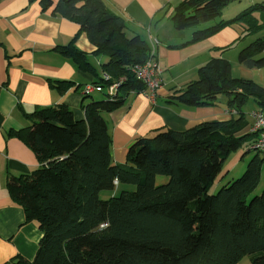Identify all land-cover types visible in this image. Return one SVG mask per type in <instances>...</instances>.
Instances as JSON below:
<instances>
[{
    "label": "trees",
    "instance_id": "obj_1",
    "mask_svg": "<svg viewBox=\"0 0 264 264\" xmlns=\"http://www.w3.org/2000/svg\"><path fill=\"white\" fill-rule=\"evenodd\" d=\"M37 1L53 17L76 22L96 47L93 54L107 57L98 75L86 53L72 44L64 51L106 91L102 99L82 102L83 119H75L66 104L41 107L29 114L28 126L14 132L40 164L28 174L10 175L6 188L42 236L32 260L18 255L12 263L236 264L249 256L252 264H264V188L247 199L258 184L264 158L254 152L239 177L208 193L224 159L254 135L239 134L247 125L241 108L253 98L264 111V86L233 77L227 59L210 58L198 68L197 78L173 90L166 102L214 105L224 94L237 116L185 130H155L128 147L125 164L114 165L103 114L124 105L130 94L147 91L134 67L148 59L149 45L139 34L128 36L124 18L102 0ZM232 1L179 0L170 20L176 30L197 26L190 42L234 23L244 24L247 35L264 29L263 4L230 19L218 18ZM236 60L246 68L264 67V36L241 47ZM113 83L117 89L108 94ZM87 96L83 94V100ZM157 176L167 180L157 184ZM126 184L135 189L100 197L101 191Z\"/></svg>",
    "mask_w": 264,
    "mask_h": 264
},
{
    "label": "crops",
    "instance_id": "obj_2",
    "mask_svg": "<svg viewBox=\"0 0 264 264\" xmlns=\"http://www.w3.org/2000/svg\"><path fill=\"white\" fill-rule=\"evenodd\" d=\"M102 1L124 18L128 36L139 34L147 41L161 68L163 83L154 95L147 91L132 93L124 105L103 114L111 135L112 164H125L128 147L155 130H185L203 121H225L237 116L235 108L227 106L224 94L217 97L214 105L189 107L166 102L173 90L196 79L198 68L210 58L229 59L232 76L249 77L264 85V67L245 70L235 55L229 56L228 49L218 50L233 41V47L239 50L247 36L244 24L234 23L205 39L190 42L197 26L176 30L170 20L179 0ZM71 44L86 53L97 74L102 75L100 64L107 57L93 54L96 47L85 32L79 31L76 22L53 17L50 9L42 11L37 0H0V264H13L12 259L18 255L32 260L42 236L34 221L25 220L23 209L6 188L10 175L28 174L40 164L14 132L30 124L29 114L37 108L66 104L79 120L84 118L82 102L105 97V89L95 90L83 100L81 90L95 76L65 55ZM250 70L257 71L250 74ZM258 70L260 75L256 76ZM245 120L247 125L240 135L248 132L252 117ZM253 140L251 135L244 141L248 151ZM236 264H250V257L243 256Z\"/></svg>",
    "mask_w": 264,
    "mask_h": 264
},
{
    "label": "rangeland",
    "instance_id": "obj_3",
    "mask_svg": "<svg viewBox=\"0 0 264 264\" xmlns=\"http://www.w3.org/2000/svg\"><path fill=\"white\" fill-rule=\"evenodd\" d=\"M255 4H263L264 5V0H236V1L229 2L222 9V13H221L220 17H218V18L226 19L228 16H230V17L236 16V15L240 14L242 11H244L245 9H247L250 6H253ZM230 17H228V18H230ZM218 18H216V19H218ZM244 34H246V32H244ZM263 36H264V29L260 30L256 33L248 34L241 41L240 48L245 46L247 43L254 40L255 38L263 37ZM235 46L234 47L232 46L231 48H229L227 50L229 53V56H230V54L235 55V57L237 56L236 54H237L238 49ZM230 63H231V61H230ZM243 69L248 70L247 68H243ZM250 71H251L250 72V74H251L257 70H250ZM260 71L261 70H258V72H256V76L260 75ZM230 73H231V64H230ZM233 73L236 75L239 74V73H236L235 69H234ZM236 77H238V76H236ZM239 77H242V76H239ZM242 78L251 79L249 77H242ZM262 86H264V85H262ZM222 95L223 94H221L220 96L222 97ZM258 107L259 106H258V104H256L254 99L249 98L242 105L241 109L244 112L245 117L250 119V117H251L250 113L253 110H258ZM251 154H252V151L251 150L248 151L246 148V145L244 143H242V145L237 150L231 152L224 159V161L222 163V168L218 172V174H217L216 178L214 179L212 185L208 188V193L209 194H215L223 185L227 184L228 182H230L234 178L239 177L241 175V173L243 172L248 160L252 157ZM227 170H228V172H227ZM156 179H157L156 180L157 183H162L166 179V177L157 176ZM263 188H264V162L262 163L260 178H259L258 184L256 185L254 191L249 193V195L247 196V199H250L254 195L260 194L262 192ZM134 189H135V186L132 184L117 185L112 190L101 191L100 197L103 199H106V198H109L110 195H113V196L118 195L121 192V190L132 191ZM250 264H252V263L250 262Z\"/></svg>",
    "mask_w": 264,
    "mask_h": 264
},
{
    "label": "built area",
    "instance_id": "obj_4",
    "mask_svg": "<svg viewBox=\"0 0 264 264\" xmlns=\"http://www.w3.org/2000/svg\"><path fill=\"white\" fill-rule=\"evenodd\" d=\"M161 68L155 59L153 50H150V56L143 63L134 67V75L137 79L142 81L147 88V92L154 95L155 92L162 86ZM109 79L108 75L103 76ZM118 83H113L108 86V94L115 93ZM95 90H102L98 84H87L82 88V94H89ZM252 123L249 125L248 132L254 133V140L250 145V149L258 153L264 158V111L254 110L250 113Z\"/></svg>",
    "mask_w": 264,
    "mask_h": 264
}]
</instances>
